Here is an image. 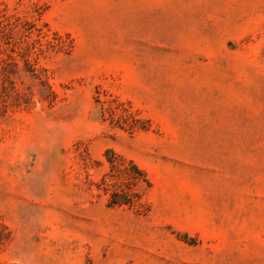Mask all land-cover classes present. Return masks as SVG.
<instances>
[{"label":"rangeland","instance_id":"374dc122","mask_svg":"<svg viewBox=\"0 0 264 264\" xmlns=\"http://www.w3.org/2000/svg\"><path fill=\"white\" fill-rule=\"evenodd\" d=\"M0 30V264H264V0H0Z\"/></svg>","mask_w":264,"mask_h":264},{"label":"trees","instance_id":"16d2710c","mask_svg":"<svg viewBox=\"0 0 264 264\" xmlns=\"http://www.w3.org/2000/svg\"><path fill=\"white\" fill-rule=\"evenodd\" d=\"M4 30H0V35H3ZM108 159L111 162V172L107 173L104 177V182L107 185V188L111 190L112 198L111 204H135L136 199L135 196H138V193L134 190V184L137 183L139 176L134 172L130 171L129 166L119 163H126V159L120 157L113 149H109L108 151ZM130 164L133 168L140 174L145 175V171L140 168L134 161L130 160ZM127 171L130 176V180L128 182L120 183L119 180H116L118 172Z\"/></svg>","mask_w":264,"mask_h":264}]
</instances>
